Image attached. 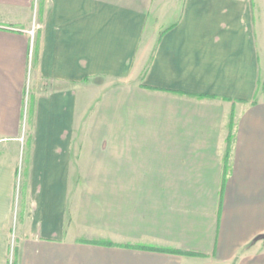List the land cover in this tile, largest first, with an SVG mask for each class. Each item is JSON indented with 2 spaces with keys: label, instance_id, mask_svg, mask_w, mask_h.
Segmentation results:
<instances>
[{
  "label": "crops",
  "instance_id": "0c3cea01",
  "mask_svg": "<svg viewBox=\"0 0 264 264\" xmlns=\"http://www.w3.org/2000/svg\"><path fill=\"white\" fill-rule=\"evenodd\" d=\"M14 215L13 264H264V0H0V264Z\"/></svg>",
  "mask_w": 264,
  "mask_h": 264
},
{
  "label": "rangeland",
  "instance_id": "374dc122",
  "mask_svg": "<svg viewBox=\"0 0 264 264\" xmlns=\"http://www.w3.org/2000/svg\"><path fill=\"white\" fill-rule=\"evenodd\" d=\"M34 30H33V36L35 33V19L33 20V24H32ZM32 28V27H31ZM30 28V29H31ZM19 201L16 202V208L18 206ZM13 223L12 220L10 222L9 228H10V233H9V237H8V245L10 246V255H9V264H13L14 263V258H15V254H14V249L16 248L17 243H18V229H17V220L15 221V215L13 216Z\"/></svg>",
  "mask_w": 264,
  "mask_h": 264
},
{
  "label": "trees",
  "instance_id": "16d2710c",
  "mask_svg": "<svg viewBox=\"0 0 264 264\" xmlns=\"http://www.w3.org/2000/svg\"><path fill=\"white\" fill-rule=\"evenodd\" d=\"M201 95V94H198ZM203 95V94H202ZM233 139V132L230 131L229 135H228V139H227V146H226V152H225V157H224V162H225V172L228 168V157H229V152H230V144L231 141ZM82 242H86V243H94V244H102V245H118L121 246L120 243H114L109 239H81ZM143 248H151V249H158L155 246H140Z\"/></svg>",
  "mask_w": 264,
  "mask_h": 264
},
{
  "label": "built area",
  "instance_id": "2783aa9c",
  "mask_svg": "<svg viewBox=\"0 0 264 264\" xmlns=\"http://www.w3.org/2000/svg\"><path fill=\"white\" fill-rule=\"evenodd\" d=\"M33 30H34L33 26H32L31 29H28V32H29V34H30L31 36H33Z\"/></svg>",
  "mask_w": 264,
  "mask_h": 264
}]
</instances>
